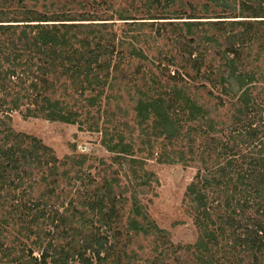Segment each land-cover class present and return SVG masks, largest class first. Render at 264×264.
Here are the masks:
<instances>
[{
  "label": "trees",
  "instance_id": "obj_1",
  "mask_svg": "<svg viewBox=\"0 0 264 264\" xmlns=\"http://www.w3.org/2000/svg\"><path fill=\"white\" fill-rule=\"evenodd\" d=\"M100 1L105 17L85 0H0V264H264V0L189 15L181 0ZM16 111L99 133L109 156L58 158L13 129ZM147 160L199 164L184 192L198 233L173 244L152 223L142 255L129 244L151 230Z\"/></svg>",
  "mask_w": 264,
  "mask_h": 264
},
{
  "label": "rangeland",
  "instance_id": "obj_2",
  "mask_svg": "<svg viewBox=\"0 0 264 264\" xmlns=\"http://www.w3.org/2000/svg\"><path fill=\"white\" fill-rule=\"evenodd\" d=\"M89 3V11L96 13V17H105L104 4L100 0H95L94 5L92 0H85ZM112 1V0H111ZM178 1V0H177ZM184 5L182 11L189 15L190 8L188 3L201 6L207 4L210 8H215L213 11H224L222 7H215V3L211 0H181ZM241 2L243 0H237ZM246 1V0H245ZM254 1V0H251ZM261 1V0H258ZM101 4L98 6L96 4ZM123 5L128 6L125 0H122ZM229 0L225 2L228 5ZM180 5V3H177ZM129 7V6H128ZM95 9V10H94ZM131 15H142L138 4L130 9ZM177 51V50H172ZM257 91L260 84L256 83ZM262 87H260L261 89ZM216 88H214V91ZM261 97V96H260ZM262 103V101H261ZM11 126L19 132H23L37 137L45 145L51 147L58 158L65 154H71L73 150L76 153H91L92 157L107 158L109 153L100 144V134L80 130L76 124H68L59 121H50L42 117L25 116L22 112L11 113ZM146 169L155 173L157 183L150 184V190L146 191L142 196L138 197L136 204L144 205L145 215L148 219L147 226L150 225L151 230L140 240L134 239L129 245V251L134 250L137 254L148 255V246H153L150 235L153 232L154 223L161 230V235L164 240H169L173 244H191L195 241L198 231L192 223V218L188 213L186 203L184 201V192L188 183L198 173L199 164H157L154 161L147 160ZM126 212L131 209L130 205L125 206ZM149 227V226H148ZM155 232V231H154ZM143 245V249H139V245ZM39 255L38 252L35 253ZM157 255L156 253L154 254Z\"/></svg>",
  "mask_w": 264,
  "mask_h": 264
}]
</instances>
